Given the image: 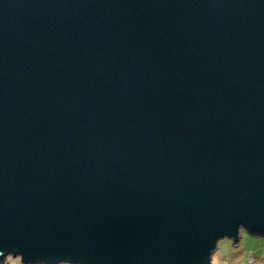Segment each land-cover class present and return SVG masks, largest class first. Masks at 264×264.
Returning a JSON list of instances; mask_svg holds the SVG:
<instances>
[{"label": "water", "instance_id": "obj_1", "mask_svg": "<svg viewBox=\"0 0 264 264\" xmlns=\"http://www.w3.org/2000/svg\"><path fill=\"white\" fill-rule=\"evenodd\" d=\"M241 231L264 0H0V264H211Z\"/></svg>", "mask_w": 264, "mask_h": 264}, {"label": "rangeland", "instance_id": "obj_2", "mask_svg": "<svg viewBox=\"0 0 264 264\" xmlns=\"http://www.w3.org/2000/svg\"><path fill=\"white\" fill-rule=\"evenodd\" d=\"M240 236L236 246L226 239L218 243L214 255L216 264H258L259 262L255 259L260 261V258H264V239L252 237L244 231L240 232ZM251 253L255 259L250 255ZM3 264H21V262L17 257L7 256Z\"/></svg>", "mask_w": 264, "mask_h": 264}, {"label": "clouds", "instance_id": "obj_3", "mask_svg": "<svg viewBox=\"0 0 264 264\" xmlns=\"http://www.w3.org/2000/svg\"><path fill=\"white\" fill-rule=\"evenodd\" d=\"M241 227L245 228L244 226H240V227L238 228V230H239ZM238 230H237V234H238ZM229 238H230V237H228V236H223V237H221V238H219V239L216 240V242H215V248H214V249L211 251V253H210V256H211V264H216V261H215V259H214V255H215V252H216V248H217L218 243H219L220 241L224 240V239H229ZM238 238H239V236H238ZM230 239H232V238H230ZM5 256H15V257H17L19 260L22 261V264H25V260H24V257H23L22 254H12V253H9V254H7V255H5ZM28 264H33V262H32V261H28ZM35 264H44V262H43V261H36ZM60 264H69V262H68V261H60Z\"/></svg>", "mask_w": 264, "mask_h": 264}, {"label": "trees", "instance_id": "obj_4", "mask_svg": "<svg viewBox=\"0 0 264 264\" xmlns=\"http://www.w3.org/2000/svg\"><path fill=\"white\" fill-rule=\"evenodd\" d=\"M243 232V231H242ZM250 253V252H249ZM250 255H252L253 256V254L251 253ZM246 257H247V254H246ZM253 258L255 259V257L253 256ZM256 261H258L259 263L258 264H260V263H262V262H264V258H260V261L259 260H257V259H255Z\"/></svg>", "mask_w": 264, "mask_h": 264}]
</instances>
